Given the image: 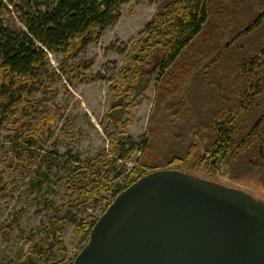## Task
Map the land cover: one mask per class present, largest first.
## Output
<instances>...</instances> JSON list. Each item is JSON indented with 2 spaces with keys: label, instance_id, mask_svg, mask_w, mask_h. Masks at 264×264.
<instances>
[{
  "label": "trees",
  "instance_id": "obj_1",
  "mask_svg": "<svg viewBox=\"0 0 264 264\" xmlns=\"http://www.w3.org/2000/svg\"><path fill=\"white\" fill-rule=\"evenodd\" d=\"M129 1L0 0V109L18 139L27 130L25 139L40 145L61 113L36 98L37 86L50 84V54L60 52V69L74 73L71 63L83 66L87 47L119 21L120 9ZM16 14L22 27L13 23ZM87 79L82 74L79 83ZM155 79L148 136L139 146L128 130L135 125L134 112L147 99ZM110 92L106 130L118 132L111 136L108 150L68 179L49 228L68 207L90 208L113 194L111 185L122 175L120 160L129 162L140 153L121 192L161 170L155 165L164 164L175 150L171 144L165 150L160 147L162 127L153 125L158 110L163 119L168 117L163 124L173 140L179 139L183 148L185 140L190 141L189 157L203 150L210 155L208 166L223 161L233 179L252 178L264 186V0H159L152 21L126 54ZM36 106L42 111L32 124L29 117ZM181 161L173 156L168 166ZM6 165L17 171L27 167L21 156L11 157ZM90 175L91 187L73 185V180L86 181ZM7 186L12 194L18 183ZM96 221H83L78 233H91ZM50 230L60 250L49 264H74L75 258L68 259L63 248L61 231ZM50 252L43 250L39 256L47 258ZM36 263L35 255L23 260V264Z\"/></svg>",
  "mask_w": 264,
  "mask_h": 264
},
{
  "label": "rangeland",
  "instance_id": "obj_2",
  "mask_svg": "<svg viewBox=\"0 0 264 264\" xmlns=\"http://www.w3.org/2000/svg\"><path fill=\"white\" fill-rule=\"evenodd\" d=\"M158 1L130 0L123 5L119 21L87 47L83 66L77 67L78 61L71 63L76 68L74 73L60 69L63 61L60 52L50 54V84L38 85L36 98L43 106L56 111L61 109V113L57 115L52 132L44 136L40 145L25 139L27 130L24 137L18 139L8 116L0 109V264H23L29 254L36 256V264H49L60 250L58 240L50 230L52 228L61 231L68 259L76 258L90 236V233L80 235L77 226L91 218L98 220L108 204L123 190L127 175L137 165L140 153L129 162L119 161L122 175L112 183L113 194L108 193L107 199L97 201L90 208L68 207L60 213L59 221L52 228L48 226L60 208L68 179L77 168L87 166L108 150L113 134L118 132L115 129L106 130L105 116L111 108L110 86L117 80L118 71L132 43L142 36L152 21ZM13 23L22 27L18 14ZM82 74L88 75L89 79L80 84L79 76ZM157 82V79L152 82L147 99L135 110V125L128 130L139 146L148 136ZM41 111L40 106L35 107L29 117L32 124H35ZM154 116V127H162L160 147L165 150L164 147L171 144L175 150L173 155L166 156L164 164H156V167L183 170L245 190L264 200V186L260 182L252 178L233 179L223 161L215 167L208 166L206 162L210 155L203 150L189 157L190 141L185 140L184 148L180 146V140H173L163 124L168 117L163 119L160 110ZM13 156H21L27 167L18 171L9 168L6 162ZM173 156L184 161L170 167L168 163L172 162ZM157 159L155 156L154 160ZM96 171L94 169L93 173ZM91 175L86 181L73 180V185L77 188L91 187ZM7 183H18L12 194H9ZM43 250L51 251L47 258H40L39 253Z\"/></svg>",
  "mask_w": 264,
  "mask_h": 264
},
{
  "label": "water",
  "instance_id": "obj_3",
  "mask_svg": "<svg viewBox=\"0 0 264 264\" xmlns=\"http://www.w3.org/2000/svg\"><path fill=\"white\" fill-rule=\"evenodd\" d=\"M74 264H264V200L183 170L154 171L114 199Z\"/></svg>",
  "mask_w": 264,
  "mask_h": 264
}]
</instances>
